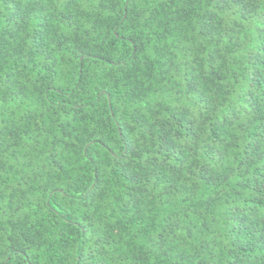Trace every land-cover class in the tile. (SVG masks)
Returning <instances> with one entry per match:
<instances>
[{
	"label": "trees",
	"instance_id": "obj_1",
	"mask_svg": "<svg viewBox=\"0 0 264 264\" xmlns=\"http://www.w3.org/2000/svg\"><path fill=\"white\" fill-rule=\"evenodd\" d=\"M0 264H264V0H0Z\"/></svg>",
	"mask_w": 264,
	"mask_h": 264
}]
</instances>
